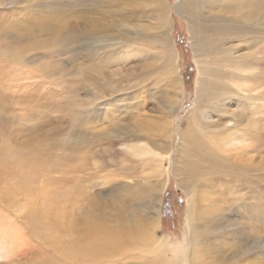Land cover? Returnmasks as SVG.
<instances>
[{
    "label": "rangeland",
    "instance_id": "obj_1",
    "mask_svg": "<svg viewBox=\"0 0 264 264\" xmlns=\"http://www.w3.org/2000/svg\"><path fill=\"white\" fill-rule=\"evenodd\" d=\"M140 1L106 0L105 3L97 4L95 0H0V104L2 105L0 109H3L0 112V195L6 193L3 201H8L9 195L12 196V217L17 223L22 220L20 226L23 228L22 231H18L19 234L17 233L20 237L15 238L25 241L24 247L14 245L12 258H7L5 262H0L1 264H5L8 260H10L9 264L63 263L59 260L60 254L50 240L58 238L56 223L51 225L55 232L53 231L50 237L47 233L40 235L37 231L32 232L31 227L25 228L23 224L27 220L38 223L58 220L61 214L58 201L60 189H70L68 185L62 184L65 182L63 179L70 183L74 180L78 173L72 170V166H75V161L85 156L83 153L87 150L89 151L86 155L91 153L90 158H92L89 170L95 172V178L88 182L84 181V197L80 202L68 207L72 215L75 213V207L76 212L77 208L85 211L91 199L98 200L99 204L96 207L100 208L99 211L102 216L104 215L106 222L111 221V215L115 211L110 206L113 203L125 207L129 212L135 211L136 208L142 213L144 205L141 206L137 200L134 201L129 191L111 190V184L104 182L103 178L109 174L107 165L113 162H110L112 151L117 147L112 146L113 141L116 140L113 135L118 134L116 130L120 131L121 128V131L126 130L125 132L129 133L127 138L132 141L142 138L150 142L156 141L165 151L168 148L166 151V156L169 155L168 159L163 162L168 184L163 195L159 235L171 236L177 244L185 245L189 235L185 221L187 209L194 204L195 196H198L196 203L201 204L204 212L202 220L208 229L204 241L209 243L207 255L205 257L202 255L204 259L199 264H251L252 260L254 261L252 258H260L258 252L264 247L261 246L264 244V228H262L264 218L261 212V210L264 212V205L256 200L253 211L254 215L257 213L259 215L258 217L253 215L255 219L250 220L249 223L245 222L244 225L249 231L246 236L239 239L234 232L229 234L227 230L225 232L228 233L224 235L219 230L227 226V220L232 223L244 221V217L239 214L243 213V208L239 210L233 208L231 214H222L209 202L219 203L215 198L219 195L221 186L214 183L219 176L217 179L211 177L218 174L224 175V180L234 182L233 189H241L244 184L249 185L254 181L255 189H252L251 185L246 189L254 190L255 195H260L264 199V110L261 109L263 112H260V116L254 115L257 119L253 122L255 128L249 126L248 128H251L248 130L243 127L248 111L242 114L250 105H243L248 99L261 103L264 100L262 97L264 58L261 53L257 54V49H260L262 44L260 41L264 39V26L255 27L245 22L243 26L246 27L244 31L247 33L243 35L238 31L241 30L238 23V28L233 27L235 33L233 37L223 38L215 26L219 23L218 16L214 14L216 10L210 8L207 2H203V18L210 26V32L205 40L206 51H199L196 46H192L189 22L177 10V0H169L171 24L168 34L171 36L169 37L171 44L177 51L176 64L174 63L170 74L166 72L162 58L163 48L169 51L162 40V29L155 24V16L151 14L146 4H143L142 9L138 8ZM94 8H97L96 12L89 10ZM90 12L96 22H105L108 26L113 23L117 25L115 30H108L112 35L107 37V41L112 40L109 41L110 43L103 45L95 43L99 46H89L86 37L79 36L74 41L75 29L82 25L81 17ZM133 12L140 17L138 24L141 26L138 27L142 28L132 24L130 26L134 29L123 28L124 20L132 17ZM77 13L81 14L77 15ZM135 21L137 23V20ZM123 31H134L136 34V37L132 38L134 35H131V39L126 41V49L124 43L117 38L118 32L123 33ZM88 41L92 43L90 39ZM224 41L226 46L230 47L229 53L220 51ZM252 52L255 53L258 61L252 60ZM225 54H228L229 58H226ZM200 66L205 67L208 76L206 79L210 84L213 83L207 98L213 97L217 99V103L213 102L211 108L201 106L200 110L204 111L199 115L203 124L201 122L194 124L186 119V115L197 105ZM40 67H45L46 71L42 72ZM96 68L107 72V78H102L103 83L109 78L122 80L123 76L130 74L126 82L135 84V87L122 93L112 92L107 85L104 91L105 98H101L93 106L89 104V97L96 93L97 85L100 83L99 77H102L97 75L98 72L94 70ZM251 72L254 73L250 74ZM174 77L180 78L177 81L181 80L180 87L183 92L177 90L176 80L171 82ZM40 82L43 83L42 86L39 85ZM77 90L80 96L75 97ZM177 91L179 95L177 99L181 100V105L178 106V110L176 109L177 112L175 111V119L171 122L172 129L167 136L166 128L170 127L171 118L167 117L168 110L165 103L170 99L169 95H173L176 99ZM76 109L82 110V115H85V119H81L84 124L78 127L77 134L80 133L82 137L79 134L77 153L75 149L70 150L74 145L73 142L62 143L60 139L65 138V135L71 136L68 133L75 130L73 124L81 122L76 120ZM224 112L228 113V117L232 114H240L243 119L240 126L244 132L254 131L255 142H253L259 146L249 162L246 159L249 154L243 149L244 147L235 148L227 144L226 140H230L231 137L221 133L220 127L218 129ZM5 141H12L14 144L7 148L12 151L9 155L6 147L2 146ZM191 142L195 145V149L190 145ZM132 159H134L133 164L137 166V176L126 174V169L132 166L126 165L118 178L130 185L140 182L142 183L139 185L140 189L144 191L149 188V181L154 177L151 178L144 157L132 156ZM178 160L180 163L177 162ZM193 163L197 164V170H201V167L203 169L197 176H191ZM178 166L181 168L180 175L177 174ZM185 168L188 175L195 178L194 194L189 193L182 186L192 180L191 177L185 180L186 175L183 172ZM256 189L259 192H256ZM202 193L207 200L203 197L199 199ZM140 198H143L142 195ZM204 201L205 204H209V211H204ZM256 207L259 209L256 210ZM63 209L65 210L64 206ZM221 235L227 243L219 239ZM244 238L255 245L252 244L249 251L236 255V247L241 246ZM27 249L29 253L25 255L22 251Z\"/></svg>",
    "mask_w": 264,
    "mask_h": 264
},
{
    "label": "bare ground",
    "instance_id": "obj_2",
    "mask_svg": "<svg viewBox=\"0 0 264 264\" xmlns=\"http://www.w3.org/2000/svg\"><path fill=\"white\" fill-rule=\"evenodd\" d=\"M95 1L98 2V3L96 2L97 4L106 2V0H95ZM120 1L121 0H115V2H120ZM177 2H178L177 10L180 12V14H182L183 17H185L187 22H189V29L191 32L190 38L192 39L191 41L193 44L192 46H196L199 49V51L202 50L206 51L205 40L206 37L209 36V32H210V26L207 25V23L204 21L203 18L204 16V11L202 7L203 2H207L208 4H210L209 5L210 8L212 7L214 10H216V12L214 11L215 13L214 12L213 13L218 16L219 23L217 25L212 24V26L213 25L216 26V28L219 31L218 32L219 35L223 38L225 37L232 38L233 34H235L233 32L234 30L233 27L238 28L239 27L238 23H240V29H241V30L238 29V31H240L243 35L244 33H247V31H244L246 27L243 26L245 22H249L255 27H257V25L264 26V0H177ZM125 4L126 3H124V5ZM143 4H146V6H148V8L151 10V14L155 16L154 18L155 24H157L162 29V35H163L162 40L166 44L167 49H169V51H167L165 48H163L162 58L164 59L166 72L171 74L173 70V65L174 63L176 64L177 51L171 44V39H169V37L171 36H169L168 34L169 32L168 30L170 29V24H171L170 23L171 20H169V12L171 10L170 1L141 0L140 3L138 4V8L142 9ZM128 7H130V4H128ZM96 9L97 8H94L92 10L89 9V10L91 12H96L95 11ZM91 12L88 15L81 17L83 18L81 22L82 25L77 26V28L75 29L76 34L73 35L74 41L79 36L84 38L86 37L85 39L89 46H94L95 43H101V45H103L104 43L105 44L110 43L112 40L107 41V37H109V35L110 36L112 35L110 32H108V30H115L116 29L115 26L117 25L113 23L111 26L110 25L108 26L107 23L105 22H96ZM80 14L81 13H77V15ZM135 16H137V13L133 12L132 17L126 18L123 22V28L130 27L131 29H134V27L130 26L131 24L135 27L141 26V24H138L140 17L137 16V18H135ZM135 20H137V23ZM118 26H121V24H118ZM138 28H142V27H138ZM131 35H134L132 38L136 37L134 31H123V33L118 32L117 38L120 40L121 43H124L123 44L124 49H126L125 48L126 41L131 39ZM114 38L115 37H113V39ZM89 39L92 42L91 44L88 41ZM115 40L117 41L116 38ZM208 40L210 42L211 37ZM260 42H262V44H260L261 48L257 49V54L261 53L262 57L264 58V39L263 41L261 40ZM95 46H99V45H95ZM220 47L222 48V50H220L222 53L223 52L229 53L228 50L230 49V47L226 46L225 41L221 44ZM89 54L91 53L89 52ZM225 57L229 58L228 54H225ZM252 60L258 61L254 52H252ZM95 65L99 66L98 64ZM40 69L42 72L46 71L45 67H40ZM199 69H200V73H199L200 76L198 82L199 85L197 89L198 90L197 105L186 115V119H188V121L193 122L194 124L196 122H201V117L199 114H203L204 110H200V107L203 106L204 108L205 107L211 108L212 103L213 102L215 103L217 100L213 97L211 99L209 97L207 98L208 91L213 83L210 84L208 79H206L208 76L205 72V67L200 66ZM94 70L98 72L97 75H101L102 77L101 78L99 77L100 83L97 85L96 93L90 95L89 97V101H90L89 104H92L93 106L94 103L96 105L98 101L101 100V98H105L104 91H106L105 86L107 85L110 86L109 88H111L112 92H118V91L122 92V91L130 90L135 87V84L133 85L131 82H130L131 84H127L126 82V79L129 78L130 74L123 76V78L121 77L122 80H114L113 78L112 79L109 78V80H107L106 83H103L102 78L104 79L107 78V72L105 70L103 72L102 69H98V68ZM253 73L254 72H251L250 74ZM178 78L174 77L171 80V82H173V80H176L175 86H177V90H179V92L181 91L183 92V89L181 90L180 87V85L182 86V82L181 80L177 81ZM42 84H43L42 82L39 83L40 86H42ZM78 92H79L78 90L75 92L76 93L75 97L80 96ZM177 93L178 91L175 92L176 99L174 98L173 95H169L168 98L170 99H168V101H166L167 103H165V107L168 110L167 117L171 118V120L169 121L170 127L166 128V131L168 133L167 136H169V133L171 132L172 129L171 122H173L172 119L173 120L175 119V115L177 112L176 109L178 110L179 108L178 106L181 105V100L179 101V99H177V97L179 96ZM212 93L213 90L210 92V94L212 95ZM262 97L264 98V94ZM253 101L248 99L246 103H243L244 106H247L246 104H250L249 106H247V108H245L244 112H242V114H244L245 111H248L247 117H245V125H243V127L247 130L250 129L251 127L255 128L253 122H255L257 119L254 117V115L255 114L261 115L260 112H263L261 111V109L264 110V100L263 103L255 102V101L253 102ZM0 107H2L1 104ZM2 110L3 109H0V112H2ZM11 113H13V111H11ZM75 114H76V120L85 119V115L84 116L82 115L83 114L82 110L76 109ZM241 117L242 116H240V114H232L231 117H228V113L224 112L222 114V118L219 123L218 129L220 127L221 133H226L229 137H231L230 140H226L227 144L234 146L235 148L244 147L243 149L247 151L249 154V156L246 158L249 162V160H251L254 157V154L257 151V146L259 145L254 143L255 142L253 140L255 136L254 131L246 130L245 132L247 133H245L243 128H241L240 125L243 122V119ZM87 122H91V121H87ZM82 124H84L83 120H81V122H77L73 124V128L75 130L74 131L72 130L70 133H68L71 134V136L67 135L66 137L65 135V138L63 137L60 138L62 143L73 142L74 145L71 146L72 149L70 148V150L73 151L75 149L76 151L75 153H77V150L79 149V144L77 143V141H79L80 139L79 136L80 133L79 134L77 133ZM201 124H203V122H201ZM249 126L251 127L248 128ZM121 130L120 131L116 130L119 133L113 135L114 137H116V140L114 141L112 140L114 143L112 146L114 147L117 146V147L115 148L111 147L114 148V150L113 151L111 150L112 155L111 154L110 155L112 158L110 162L111 161L113 162L107 165L109 168V174L108 176L103 177L104 182L111 184V188H110L111 190H115V191L119 190L121 192L120 189H123L126 192L129 191L130 197L134 199V201L137 200L138 204H141V206L144 205V209L141 210L142 213H140L136 208L135 211L130 210L129 212V210L127 211L125 207L123 208L122 206H118L115 203H113L110 206L115 211H113L111 215V221L106 222L103 218L104 215L102 216V213L99 211L100 208L96 207L97 204H99L97 203L98 200L96 201L95 199H91L89 202L90 204L88 205V208L85 211L82 208L79 209L77 208L78 211L76 212V207H75L74 208L75 213L72 215V213L69 211L70 208L68 207L72 204H75L76 202H80L82 197H84L83 195L85 192L84 181L88 182V180H93L95 178V172L89 170L91 169L90 161L92 158H90L91 153L90 155H86V152L89 151L87 150L85 153H83L85 154V156L84 155L83 157L79 156L82 159H78L77 161H75V166H72V170L78 173L75 175L74 180L71 181L70 183V181H66V179L63 177L64 178L63 180L65 182H62V184L68 185L67 187H70V189H60V193L58 195V201L60 202L61 214L59 213L60 215L58 217V220L56 219L55 222L45 220V222L42 223L29 222V220H27L23 224L25 225L24 227L25 228L31 227L33 229L32 232L36 233L37 231L39 232L40 235L47 233L50 237L54 231L51 228V225L56 223L58 228V232H56L58 233V238H52L50 240L51 243L55 245V248L57 249V253L60 254L59 260L63 262L61 264H189L190 257H191V264H199L201 260L204 259L202 255H204V257L207 255L209 243L207 241H204V237L205 235L207 236L208 229L205 227V223L202 220L203 218L202 214H204V212L201 208V204L196 203L198 196L197 197L195 196L196 200H194V204L191 205V207L188 205L189 207L187 209L188 210L186 217L187 219L185 221H186L187 229L189 231V235L188 238L186 239L185 245L181 246L180 244H177L176 243L177 241H173L171 236L159 235L158 228L161 226L162 223L161 216H162L163 195H164V190L168 184L167 175L163 169V162L166 159H168L169 156V155L166 156L167 155L166 151L168 148H166L165 151V149L160 144L156 143V141L150 142L147 140H142V138L141 140L132 141L129 138H127L129 133L125 132L126 130L125 131H121ZM170 138L172 137L170 136ZM183 139L184 137L182 136V141ZM9 145H14V144L12 143V141L10 142L5 141L2 143V146L6 147V149L8 148ZM190 145L192 146L193 149L196 148L192 142L190 143ZM247 147L249 148L247 149ZM7 152L9 155L11 154L12 151H9L7 149ZM131 155L134 157H144L145 160H147L146 164H147V168L149 169L148 170L149 174L151 175V178L154 177L152 181H149L150 182L149 188L144 190L145 192L140 189L139 185L142 183L138 182L130 185L127 182L125 183L124 180L122 181L120 180V178H118V176L121 175L122 168L126 165H132V166L128 167L125 173L132 177L134 175L137 176L138 173V171H136L137 166L133 164L134 159H132ZM77 156L78 154L76 155V157ZM100 156L103 157L102 155ZM119 157H121L122 159H120ZM98 158L100 157L98 156ZM131 159L133 161H131ZM177 162L180 163V160H178ZM202 170H203L202 167L201 170H197V164L193 163L191 169V176L199 175V173L202 172ZM180 172H181V168L180 166H178L177 174L180 175ZM183 172L186 175L185 180L191 177L190 175H188L186 168L183 170ZM211 177H213L214 179L218 178L217 180H214V183L216 182L217 183L216 185L221 187H220L219 195L215 198V200L218 201L219 203L215 204L209 202V204L212 205L213 207H216L217 211L222 214H226V213L231 214L233 208L239 210L242 207L243 213H239V214L245 219L244 221L242 222L240 221L239 223L238 222L232 223L229 220H227V226L225 228H223L224 227L223 226L219 231L224 233L225 235L228 233L225 231L229 230V234L231 232H234L237 235L236 237H239V239L243 238V236L247 235L246 234L247 231H249L248 227L244 225L245 222L249 223L250 220L255 219L254 216L256 217L257 215H259V213H257V215L256 214L254 215V211H253V205L255 206L256 200L258 201V203L264 205L263 197H261L260 195L259 196L255 195L254 190H252L255 189L254 187L256 186V183H253L254 181L250 182L249 185H251L252 189H246L248 188L249 185L244 183H243L244 186L246 185L245 187L241 186L240 187L241 189H233L235 187L234 182L231 183V181L228 179L224 180L225 178L224 175L218 174L217 176L213 175ZM194 179L192 178L191 181H188L187 183H184L182 185L183 188H185V190H187L189 193L192 194H194L196 191L195 189L196 185L193 184V182L195 181ZM256 190H255L256 192H259L258 189ZM5 194L6 193H2L0 195V262H5L7 258L10 257L12 258V254L14 252L16 245H20L23 247L25 246V241L22 240L23 241L22 242L21 240L15 238L18 237L17 236L19 234L18 231H22L23 229L20 226L22 220H20L17 223L16 220H14L15 218L12 217L13 215L12 214L13 207L11 205L12 196L9 195L10 199L8 201H3ZM141 195L143 198H140ZM201 197H203L204 200H207L204 193L201 194L199 199H201ZM113 198L115 199V196ZM119 199L121 200L122 197ZM99 201L101 200L99 199ZM203 205L205 207L204 211L210 210V207H208V205L205 204V201ZM63 206L65 210L63 209ZM258 209L259 208L256 207V210ZM261 212L264 218V212L262 210ZM27 223L29 224L27 225ZM253 224L255 223L253 222ZM39 227H44V228L40 229ZM262 228L260 227V230ZM219 239L222 242L227 243V241H225L224 239V236L219 237ZM242 241L243 242L241 246L238 247L239 246L238 245L236 247L237 248V250L235 251L236 255H240L243 251L244 252L247 251L249 248L252 247V244L253 246L255 245V243H253L252 241L246 238L242 239ZM261 246H264V244H262ZM260 250H262L258 252L260 258L258 257L252 258L254 259V261L252 260V263L257 262L258 264H262L264 262V247L261 248ZM22 252H24L25 255L29 253L28 249ZM254 252L255 251H253V253ZM14 256L16 257V255ZM9 263L10 260H8L5 264H9Z\"/></svg>",
    "mask_w": 264,
    "mask_h": 264
}]
</instances>
